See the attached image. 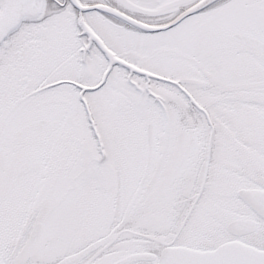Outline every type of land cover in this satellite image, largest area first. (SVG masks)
I'll use <instances>...</instances> for the list:
<instances>
[{
	"label": "snow or ice",
	"instance_id": "snow-or-ice-1",
	"mask_svg": "<svg viewBox=\"0 0 264 264\" xmlns=\"http://www.w3.org/2000/svg\"><path fill=\"white\" fill-rule=\"evenodd\" d=\"M0 264H264V0H0Z\"/></svg>",
	"mask_w": 264,
	"mask_h": 264
}]
</instances>
